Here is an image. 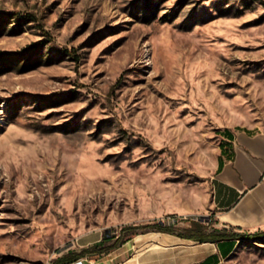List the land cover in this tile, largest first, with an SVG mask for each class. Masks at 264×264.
Listing matches in <instances>:
<instances>
[{
    "label": "rangeland",
    "instance_id": "rangeland-1",
    "mask_svg": "<svg viewBox=\"0 0 264 264\" xmlns=\"http://www.w3.org/2000/svg\"><path fill=\"white\" fill-rule=\"evenodd\" d=\"M235 127L264 130V0H0V264H53L135 224L224 229L163 199L210 194ZM176 237L73 263L177 264L199 242ZM218 264H264V237Z\"/></svg>",
    "mask_w": 264,
    "mask_h": 264
},
{
    "label": "crops",
    "instance_id": "crops-1",
    "mask_svg": "<svg viewBox=\"0 0 264 264\" xmlns=\"http://www.w3.org/2000/svg\"><path fill=\"white\" fill-rule=\"evenodd\" d=\"M163 204L165 213L199 215L212 211L217 228L244 232L264 230V130L252 127L228 128L219 146L211 193L201 199L190 197L185 204L168 197L163 199ZM239 241H222L220 245L217 242H199L179 256L199 253L207 244H211L214 248L191 264L200 263L211 255H216L219 263L227 257L222 255L221 250L226 252L231 245L236 247ZM178 257L177 264L186 262Z\"/></svg>",
    "mask_w": 264,
    "mask_h": 264
},
{
    "label": "trees",
    "instance_id": "trees-1",
    "mask_svg": "<svg viewBox=\"0 0 264 264\" xmlns=\"http://www.w3.org/2000/svg\"><path fill=\"white\" fill-rule=\"evenodd\" d=\"M157 230L165 233L172 234L182 239L195 240L201 243L204 242H217L220 245L222 241H235V240H244V239H255L264 237V230L256 232H244V231H234L227 228L224 229H214L211 232H205L201 228H185L181 232L177 231L174 224L171 222L159 221L158 223H143L125 226L120 230V233L113 237L109 236L106 233L101 241L95 244L93 248H84L82 250H69L68 252L62 254L60 257L56 258L53 264H71L80 258L89 255H96L103 252H110L113 249L119 248L124 245L128 239L127 235H135L139 231H150ZM128 233V234H127ZM112 244L105 248H100L108 241H113ZM235 248L234 244L226 251L221 253L224 257L228 256L233 249ZM216 255H211L207 257L204 261L197 264H217Z\"/></svg>",
    "mask_w": 264,
    "mask_h": 264
},
{
    "label": "bare ground",
    "instance_id": "bare-ground-1",
    "mask_svg": "<svg viewBox=\"0 0 264 264\" xmlns=\"http://www.w3.org/2000/svg\"><path fill=\"white\" fill-rule=\"evenodd\" d=\"M212 250L211 244L206 245L205 249L199 253H192L191 255L183 254L178 259L185 260L184 264H191L193 261L200 259L203 255L207 254ZM192 252V251H191Z\"/></svg>",
    "mask_w": 264,
    "mask_h": 264
},
{
    "label": "built area",
    "instance_id": "built-area-1",
    "mask_svg": "<svg viewBox=\"0 0 264 264\" xmlns=\"http://www.w3.org/2000/svg\"><path fill=\"white\" fill-rule=\"evenodd\" d=\"M73 264H75V263H73Z\"/></svg>",
    "mask_w": 264,
    "mask_h": 264
}]
</instances>
